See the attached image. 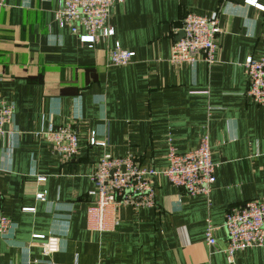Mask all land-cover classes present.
Returning <instances> with one entry per match:
<instances>
[{"label": "crops", "instance_id": "obj_1", "mask_svg": "<svg viewBox=\"0 0 264 264\" xmlns=\"http://www.w3.org/2000/svg\"><path fill=\"white\" fill-rule=\"evenodd\" d=\"M244 1L116 2L114 35L89 47L57 18L62 0H4L0 106L12 104L15 115L0 135L2 211L13 222L0 234V264H264L261 247L238 251L230 263L223 226L230 208L264 196V107L247 95L244 65L264 55V10ZM190 12L219 17L214 64L170 61ZM117 42L135 52L130 64L110 65ZM61 125L80 139L69 160L45 138ZM205 133L216 164L208 197L158 176L155 207L121 206L114 230L88 229L97 198L90 176L105 152L163 169L169 138L186 152ZM93 137L105 146L91 144ZM208 220L214 246L205 239Z\"/></svg>", "mask_w": 264, "mask_h": 264}, {"label": "built area", "instance_id": "obj_2", "mask_svg": "<svg viewBox=\"0 0 264 264\" xmlns=\"http://www.w3.org/2000/svg\"><path fill=\"white\" fill-rule=\"evenodd\" d=\"M123 0H62V8L57 18L75 26L81 42L93 47L99 38H110L114 28L109 24L112 8ZM4 0H0L2 5ZM246 5L264 10L258 0H245ZM81 33H79V29ZM181 30L184 37L173 43L170 61L176 64L209 65L218 61V38L222 32L219 17L187 13ZM135 52L121 47L117 42L109 52L112 66H125L135 57ZM248 78V97L257 105L264 107V55L259 59L252 56L244 62ZM15 107L3 102L0 106V135L8 130L5 125L14 119ZM46 140L64 160L75 157L79 152L80 139L70 125L56 126L45 133ZM91 144L105 146V142L91 138ZM168 165L156 169L140 165L131 154L118 157L105 152L98 160L90 176L95 186L97 198L87 210V226L90 231L109 232L118 224V208L131 206L134 209L156 206V183L158 176L183 189L189 196H209L215 183L216 164L212 160L210 137L201 136L199 145L190 151L179 152L169 138L167 153ZM44 181V176L38 177ZM38 193L39 200L45 199ZM2 192L0 190V234H6L13 222L2 211ZM223 226L227 232L228 261L233 263L236 253L251 247L264 249V196L249 200L241 206L230 208L224 217ZM216 227L208 220L205 239L209 246L216 244ZM35 237H43L36 235Z\"/></svg>", "mask_w": 264, "mask_h": 264}, {"label": "water", "instance_id": "obj_3", "mask_svg": "<svg viewBox=\"0 0 264 264\" xmlns=\"http://www.w3.org/2000/svg\"><path fill=\"white\" fill-rule=\"evenodd\" d=\"M184 37V32L181 30L178 39Z\"/></svg>", "mask_w": 264, "mask_h": 264}]
</instances>
